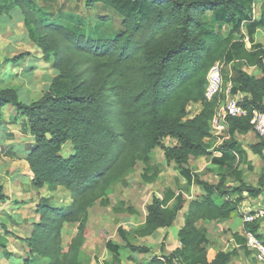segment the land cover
I'll return each mask as SVG.
<instances>
[{
  "label": "trees",
  "instance_id": "trees-1",
  "mask_svg": "<svg viewBox=\"0 0 264 264\" xmlns=\"http://www.w3.org/2000/svg\"><path fill=\"white\" fill-rule=\"evenodd\" d=\"M83 2L85 10L97 12L91 17L63 9L54 14L36 0H0V14L8 13L11 7L20 10L37 36L43 60L57 71L49 89L30 103L20 101L16 92L0 88V119L1 108L13 106L16 115L25 117L20 129L33 139L24 156L32 178L20 182L21 191L46 187L51 192L62 187L71 196L64 207L41 199L36 209L38 220L22 238L28 255L21 264H31L33 255L47 264H85L82 246L89 209L95 203L108 206L114 186L138 162L144 165L142 179H155L159 168L150 161L156 147L162 150L165 161L178 166L187 186L202 187L204 193L189 201L187 192L171 188L161 196H152L144 220L150 232L170 227L179 212L184 207L186 210L177 232L180 245L169 254L153 255L145 264H173L175 260L229 264L236 249L218 251L208 260L206 228L198 223L230 220L237 215L244 193L259 194L234 166L239 153L234 137L252 131L254 111L264 112V49L246 48L241 30L244 23L264 29V0L259 1L258 18L253 16L256 0ZM225 26L230 28L225 30ZM29 56V52L19 53L7 62L20 66ZM216 62L229 65L232 76H222V80L230 81L243 94L240 105L245 115L229 117V138L213 147L205 139L211 136L210 120L224 95L205 101L203 93L207 71ZM251 65L262 71V78L243 71ZM198 102L201 110L187 118V105ZM167 138L176 142L163 144ZM259 139L250 145L258 155L264 149V139ZM67 147L69 152L64 153ZM211 149L220 157L212 163L233 176L236 186L226 185L225 174L211 184L189 169L190 157H207ZM5 199L0 184V203ZM113 207L115 212L134 213L122 202ZM71 224L75 234L63 244L61 230ZM244 225L264 244L256 233L257 221ZM118 233L124 246L108 240L106 248L112 258L102 264H119L122 247L139 255L151 253L149 246L131 244L122 229ZM231 235L239 247L245 244L238 233ZM127 259L133 260L130 255Z\"/></svg>",
  "mask_w": 264,
  "mask_h": 264
},
{
  "label": "rangeland",
  "instance_id": "rangeland-1",
  "mask_svg": "<svg viewBox=\"0 0 264 264\" xmlns=\"http://www.w3.org/2000/svg\"><path fill=\"white\" fill-rule=\"evenodd\" d=\"M259 1L256 0L255 3L259 4ZM36 2L54 14L63 9L65 12L91 17L96 11L95 9L85 10L83 0H36ZM15 15L14 13L13 17H7L3 21L0 19V88L16 92L20 101L30 103L49 89L51 78L55 76L57 71L50 67V63L43 60L41 48L37 45V36L30 29V25L25 19L22 18L20 21ZM246 24L244 23V26ZM224 28L228 30L230 26ZM241 30L243 31V26ZM262 30L264 32L263 28ZM24 52H29L30 56L25 58L23 65L15 66L14 62H7L15 55ZM29 66L34 69L28 71ZM223 67L221 68V76H223ZM226 86L227 82H223V95ZM14 111L11 105L1 108L0 126L13 121L11 117L16 115ZM21 120V116H19L17 118L18 123ZM248 132L235 134L234 138L238 144L239 153L236 154L234 166L236 170L241 172L242 180L246 184L258 188L259 194L256 197L243 194L244 199L238 204L237 215L232 218L235 224L243 218V212L247 208L264 210V149L259 155L251 151L250 145L253 144L254 136H242ZM10 140L14 143L12 137L5 138V141L9 142ZM31 140L29 135L17 137L18 142H24L27 145L32 144L29 142ZM175 142V140L167 138L163 144L170 146ZM221 142L215 137H211L209 140L213 147L218 146ZM3 143L4 140L0 142V184L4 186L6 199L0 203V242L4 243V247L0 246V264H21L22 259L28 255V249L25 247L22 238L30 234L33 222L38 220L36 209L41 199L48 198L51 205L64 207L70 203L71 196L62 187H57L52 192L43 187L28 194H22L20 182L27 177V165L21 157V150L12 151L11 148L7 147L8 145ZM68 152L69 147L64 150V153ZM217 156L216 152L212 150V154L205 158L190 157L187 166L194 175H199L201 179L211 184H216L221 179V175L225 174L223 178L226 185L236 186L238 182L234 180L233 176L218 170L212 163L215 159H220ZM150 164L159 168V173L155 179L150 182L144 181L141 177L144 165L138 162L134 170L123 181L114 186L109 195L110 204L108 206L95 203L89 209L88 232L82 246L85 264H102L104 260H111L112 255L106 248V242L109 240L120 246L125 244L118 233L119 229L125 232L127 240L131 244L146 245L151 248L150 254L133 253L135 257L130 255L133 260H128L127 254L130 252L122 247L118 252L121 260L119 264H145L153 255H160L163 252L164 240L168 235V228L150 232L144 226L145 207L152 196H161L167 188H173L175 192L183 190L193 197L204 193L202 187L187 186L184 178L178 173V166L173 162L165 161L163 152L159 147L153 150ZM27 181L22 180V182ZM186 199L189 200V197ZM121 202L124 207L133 208L134 213L115 212L113 206H117ZM244 226L241 231L242 237L247 231L246 225ZM175 227L176 223L171 227V231H174ZM220 228L217 227L216 230L213 228V231L216 232L217 237H222L221 242L224 247L232 248V242L226 239L229 238L227 236L231 230ZM208 229L210 228L208 227ZM61 232L63 244H66L75 234V225H67ZM256 233L260 234L264 240V217L257 220ZM239 248L246 257L241 264H251L256 260L253 252L245 244ZM234 260H236V253L231 261ZM255 262L260 264L263 261L256 260ZM31 264H47V262L45 259L33 255ZM231 264L239 263L232 262Z\"/></svg>",
  "mask_w": 264,
  "mask_h": 264
},
{
  "label": "crops",
  "instance_id": "crops-1",
  "mask_svg": "<svg viewBox=\"0 0 264 264\" xmlns=\"http://www.w3.org/2000/svg\"><path fill=\"white\" fill-rule=\"evenodd\" d=\"M14 13L16 14L15 17H17L18 19H20V21H22L21 12L17 7H11L8 10V13H6V14L1 13L0 19L3 21V19H6L7 17H11V16L13 17ZM253 16H254V18H258V16H259V4L258 3L256 4V6L254 5ZM242 33L244 35L243 42H245L246 48L261 47L264 49V32H263L262 28L253 27V25L250 26V23H249V24H246V26L243 25ZM25 65H26V63H25ZM29 67L32 68V66H29ZM222 67H223V76H227V77L232 76V71H231L229 65H223L222 64ZM243 71L245 73H247L248 75L253 76L255 78H262L263 77L262 71L253 65L244 66ZM225 93H228L229 95L237 97V99L239 101H240L241 97L243 96V94L241 92H239L237 90L236 86L233 85L230 81H227V86L225 87L224 94ZM263 103H264V98H263ZM200 110H201V102L189 103L186 107V112H187L186 117L192 118ZM18 117H19V115L12 116L11 119H15L14 121H12V122L10 121L11 123H5L3 126H0V142H3V140H4L5 145H8L7 147L9 149L11 148L12 151H14L15 149L21 150L20 151V152H22L21 157H22L23 161L25 162L24 156H25L26 152L29 151V149L31 148V146L33 144V139L31 141H29L32 143L29 145H27L24 142H18L17 141V137H20V136L24 137V136L28 135L27 133H23L22 130L20 129V123L25 122V117L21 116L22 120L19 123L17 121ZM242 136L243 137H253L254 136L255 139L253 141V144L259 140L253 131L248 132L247 134H244ZM6 137L7 138L12 137V139H14V143L11 142L12 140H10L9 142L5 141ZM29 137H31V136L29 135ZM210 139H211V136L209 138H206L205 141H209ZM197 158H205V157H197ZM26 165H27V163H26ZM26 173H27V177L25 179H22V180H28L29 181L32 178V174L28 170V166H27V172ZM22 180H21V182H22ZM171 189H173V188H171ZM20 192L22 194H28V193H23L22 191H20ZM186 197H189V200L193 198V196H190V195L186 196ZM189 200H187V201H189ZM185 210H186V207H184L179 212L178 216L173 221L172 225L170 227H168V229H167L168 235L164 240V246H163V252L162 253L169 254L176 247H178L180 245L179 241H178V237H177V232L183 224V213L185 212ZM175 223H176V227H175L174 231H171V227L174 226ZM198 225L206 228L207 237H208V243H207V259L208 260H212L218 251H230L231 249H236V260L230 261L229 264H231L232 262H236V263L241 264L243 259L246 258L245 255L242 253L241 249L239 248V246L234 242L232 235H231L233 232H236L239 235H241V233H242L241 231L243 230V226H244L242 219H239L236 224L234 222V219H230V220H224V221H218V222L217 221H211V222L202 223V224L200 222V223H198ZM208 227L210 229H208ZM217 227H221L220 229L231 230L230 233L228 232L227 237H229V238H226V239H228L229 241L232 242V248L227 249V247L223 246V244L221 242L222 237H217L216 232L213 231V228H215L214 230H216ZM211 228H212V230H211ZM133 253L134 252H131L130 254H127V255H132L133 257H135V255H133Z\"/></svg>",
  "mask_w": 264,
  "mask_h": 264
},
{
  "label": "built area",
  "instance_id": "built-area-1",
  "mask_svg": "<svg viewBox=\"0 0 264 264\" xmlns=\"http://www.w3.org/2000/svg\"><path fill=\"white\" fill-rule=\"evenodd\" d=\"M222 63H214L207 71L206 83L204 87V100L211 101L214 97L222 93ZM245 115V110L240 105L237 97L224 94L219 100L215 112L210 120L211 137H215L219 142L228 138L227 119L229 117H240ZM252 131L258 138L264 139V112L254 111L252 115ZM264 217V210L247 208L243 212V223L250 224ZM245 246L251 250L257 261H264V244L251 231L244 233ZM173 264H183L177 260Z\"/></svg>",
  "mask_w": 264,
  "mask_h": 264
}]
</instances>
